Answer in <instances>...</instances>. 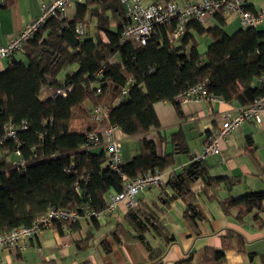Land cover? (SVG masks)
Listing matches in <instances>:
<instances>
[{"label":"trees","instance_id":"1","mask_svg":"<svg viewBox=\"0 0 264 264\" xmlns=\"http://www.w3.org/2000/svg\"><path fill=\"white\" fill-rule=\"evenodd\" d=\"M1 1L10 5L15 0ZM226 16L215 14L217 24L208 27L190 19L176 40L169 37L173 24L160 25L141 45L121 41L127 18L119 0H82L71 19L48 18L24 42L26 60L12 54L0 69V232L29 225L51 207L101 211L107 196L121 190L122 176L161 171L173 165L174 153L189 152L180 131L170 136L171 153L157 154L153 142L143 137L141 152L123 161L120 174L108 167L103 148L88 146V134L112 125L127 136L143 135L160 126L155 102L169 101L179 109L177 96L200 83L208 94L239 106L263 94L264 28L241 26L228 34L223 30ZM79 23L84 27L80 39L75 32ZM197 35L211 39L203 52L197 49ZM69 65L77 68L59 79ZM61 85L70 86L65 95L43 93L44 86ZM124 86L127 92L120 95ZM101 104L107 107V119L99 124L90 120V111ZM23 122L25 128H20ZM7 124L16 127V141L4 137ZM16 150L24 161L20 167L13 163ZM198 178L204 182L202 195L216 199L225 215L236 209L235 218L242 222L253 212L257 227H264L259 215L264 212V189L219 199V189L237 180L211 176L202 161L172 173L166 183L171 192L162 189L160 200L169 206L180 199L183 218L195 223L201 211L191 187ZM162 212L155 202L137 200L115 225L113 240L138 241L149 252H158L145 234L152 232L165 246L173 242L160 222ZM231 245L243 251L241 237L228 236L225 246ZM225 246L206 247L202 264H223ZM192 255L174 264H190Z\"/></svg>","mask_w":264,"mask_h":264},{"label":"crops","instance_id":"2","mask_svg":"<svg viewBox=\"0 0 264 264\" xmlns=\"http://www.w3.org/2000/svg\"><path fill=\"white\" fill-rule=\"evenodd\" d=\"M81 1L70 0L66 9L67 18L73 17L76 3ZM142 1L150 3L157 0ZM46 2L47 0H15L10 5H4L0 0V46L6 45L12 36L34 20ZM262 5L264 0H245V8L251 11L259 9ZM214 15L207 17L203 24L205 27L217 24ZM226 15L227 22L228 15L236 14ZM90 27H94L92 23ZM111 27H114V24ZM260 27L263 29L264 24L258 26ZM239 28L241 24L236 30ZM223 30L226 32L224 26ZM13 57L25 61L24 48L14 52ZM113 60L118 61V56L113 57ZM7 62L8 59L1 61V69ZM71 67L72 69L66 70L59 79L63 80L66 73H71L77 68L76 65ZM237 106L235 103L204 99L181 102L177 109L169 101H158L154 103L160 123L158 128L135 136H127L120 130L115 133L121 138L120 154L123 161L141 152L143 137L153 142L157 154H164L172 152V134L180 131L184 136L188 154L174 153L173 165L163 169L170 171L165 182L160 187L147 188L137 195V200L146 204L155 202L163 209L160 222L174 237L173 242L167 246L152 232H146L145 235L150 245L158 252L151 253L142 243L134 240L116 243L111 233L117 222L122 221L126 211L119 205L109 214L95 218L96 224L87 218H80L72 227L62 222L55 223L34 235L26 249L20 252L2 250L0 264H174L189 253H193L190 264H202L204 249L225 246L228 236L232 239L241 237L243 251L233 245L225 246L223 264H254L259 255L261 263L256 264H264V227H257L253 212L245 215L242 222L235 218L236 209L225 215L216 199L207 200L202 195V179L198 178L191 187L198 194L197 205L201 211V218L193 224L183 218L185 205L180 199L177 198L171 201L169 206H165L159 198L162 189L171 192L166 186L170 175L187 168L193 157L202 150L207 135L218 123L217 114L225 110L234 111ZM261 117L260 123L246 121L234 130L223 143L221 153L203 158L202 162L211 176H227L237 180L232 186H222L219 189V199L264 189V150L260 149L264 147V111ZM96 149L93 150L97 151ZM18 159L19 156L15 154L14 162ZM259 215L264 220V212ZM259 243L261 247H257Z\"/></svg>","mask_w":264,"mask_h":264},{"label":"built area","instance_id":"3","mask_svg":"<svg viewBox=\"0 0 264 264\" xmlns=\"http://www.w3.org/2000/svg\"><path fill=\"white\" fill-rule=\"evenodd\" d=\"M126 6V21L122 26L121 41H132L137 45L144 44L156 28L160 25L173 24V29L169 33L171 40H176L185 33L186 23L193 19L200 24H204L207 17L214 14H236L243 27H258L264 24V5L259 9L251 11L245 8V0H186L178 2L176 0H157L144 3L142 0H119ZM70 0H47L41 6L39 15L28 23L22 30L12 36L8 43L0 46V69L1 61L9 59L10 56L20 50L27 39L50 17L56 19L66 18V9ZM83 25L77 24L75 28L76 37L81 38ZM70 89L69 85L44 86L43 93L47 96L65 95ZM99 91V89H97ZM127 87L121 89L120 95H125ZM177 99L180 102L188 100L223 101L212 96L205 91L203 84H197L185 92L179 94ZM264 111V93L256 97L251 103L237 106L234 111L225 110L216 116L217 125L209 132L202 150L193 157V161H202L204 157L221 153L223 143L231 133L239 128L244 122L252 121L260 123L262 112ZM92 121L102 123L107 119V107L103 105L93 106L90 111ZM20 128H25V122ZM119 130L116 126L108 125L100 131L88 134V146L92 149L103 148L106 155L108 167L121 174L123 159L120 154L121 138L116 136ZM16 127L12 124L5 126L4 137H10L16 141ZM3 139H0V144ZM15 154L19 156L16 150ZM16 167L24 164L19 159L13 162ZM169 170H155L147 172L137 177L122 176V188L119 192L111 193L107 196V205L97 211L87 206L75 208H54L51 207L39 215L31 224L20 225L8 231L0 232V252L10 250L20 252L29 246L30 239L43 229L53 226L57 222H76L80 218L91 219L106 215L122 205L126 210L132 209L137 203V195L141 191L160 187Z\"/></svg>","mask_w":264,"mask_h":264},{"label":"rangeland","instance_id":"4","mask_svg":"<svg viewBox=\"0 0 264 264\" xmlns=\"http://www.w3.org/2000/svg\"><path fill=\"white\" fill-rule=\"evenodd\" d=\"M240 26V19H239V17L237 16V15H228V17H227V22H226V24L224 25V29L226 30V32H229V33H232V32H234V30H236V28H238ZM261 28V27H260ZM196 40H197V43H198V45H197V49L199 50V51H204L205 49H206V47H207V45L210 43V38L208 37V36H196ZM72 65H69V66H67L66 68H64V69H62L61 71H60V73L58 74V77L60 78L62 75H64V72L66 71V70H71L72 69V67H71ZM101 105H103V106H105L106 107V105L105 104H101ZM260 149H263L264 150V147H260ZM247 221V220H246ZM254 247H256V246H254ZM257 247H261V243H259V244H257ZM260 258H261V256L259 255V257H257L255 260H254V264H256V263H261L260 262Z\"/></svg>","mask_w":264,"mask_h":264},{"label":"water","instance_id":"5","mask_svg":"<svg viewBox=\"0 0 264 264\" xmlns=\"http://www.w3.org/2000/svg\"><path fill=\"white\" fill-rule=\"evenodd\" d=\"M123 8L126 9V6L123 4Z\"/></svg>","mask_w":264,"mask_h":264}]
</instances>
